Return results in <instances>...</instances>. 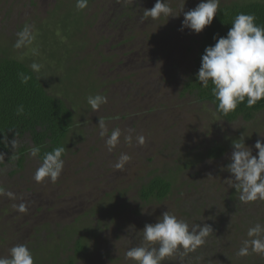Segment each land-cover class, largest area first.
<instances>
[{
  "label": "rangeland",
  "instance_id": "1",
  "mask_svg": "<svg viewBox=\"0 0 264 264\" xmlns=\"http://www.w3.org/2000/svg\"><path fill=\"white\" fill-rule=\"evenodd\" d=\"M256 1L264 2L219 0V7ZM155 2L88 0L77 10L76 0H0V57L39 64L36 73L67 102L75 122L54 183L34 180L38 155L29 152L22 169L0 157V257L26 244L34 264H132L125 260L127 249L141 243L145 224L168 210L190 227L209 224L217 238L208 242L213 257L208 250L193 262L194 251L181 250L163 264H174L178 255L191 257L178 264H264V253L251 246L247 255L236 254L248 229L264 225V201L241 203L225 181L233 140L245 138L256 155L264 111L229 122L211 103L185 92L204 30L179 31L181 7L186 12L201 0H167L179 17L141 22L143 10ZM25 24L34 26V39L17 49ZM95 95L107 103L93 111L87 98ZM99 119L108 129L103 138ZM116 128L119 142L109 152L105 140ZM217 146L227 148L221 158L209 154ZM121 154L131 159L117 170ZM156 177L172 182V193L162 201L144 200L143 186ZM238 223L243 231L232 229ZM206 244L207 237L196 250Z\"/></svg>",
  "mask_w": 264,
  "mask_h": 264
},
{
  "label": "clouds",
  "instance_id": "2",
  "mask_svg": "<svg viewBox=\"0 0 264 264\" xmlns=\"http://www.w3.org/2000/svg\"><path fill=\"white\" fill-rule=\"evenodd\" d=\"M186 2V0H185ZM88 0H76L77 10L87 7ZM185 5V4H184ZM181 7L183 20L178 29L183 32L185 29L190 33L199 34L207 26L213 23L218 13L219 0H201L194 9L184 11ZM181 14H174L173 9L167 0H156L151 9H144L141 22L151 17L153 20L161 16L179 17ZM33 25L25 24L17 33V41L14 45L19 49L22 46L31 44L34 36ZM215 43L207 46L201 57V64L196 73L197 81L203 87L212 84V94L217 102V111L228 115L236 110L241 103L253 107L257 102L264 100V27L256 23V17L251 14H238L226 36H214ZM34 72L40 71V65L31 64ZM21 82L27 83L29 76L19 74ZM88 104L93 111L98 110L102 104L107 103V97L103 95L89 96ZM23 105L17 109V114H23ZM99 135L103 138L107 135L108 129L103 120L99 119ZM121 131L113 129L110 136H107L105 144L111 152L118 144ZM254 148L257 151L253 155L252 147L246 146L245 138L232 141V152L230 162L226 170L231 176L225 181L229 182L231 188L239 193V201L247 204L254 201H264V136L259 134ZM129 142L132 137H125ZM137 142L143 145L145 138L137 137ZM40 153L39 147H32L30 154L36 157ZM64 146H58L43 155L42 163L37 168L34 180L40 182L45 178L56 182L64 168L63 155ZM131 159L127 154H121L114 164L117 170H122L125 164ZM20 211L24 206L20 205ZM146 210L142 209V214ZM213 232V228L205 223L194 224L191 227L176 215L168 210L164 211L157 218L155 223L145 224L139 231L142 234L141 243L130 247L125 252V260L132 261V264H163L177 252L183 255L195 251L198 246L205 242V238ZM248 239L242 242V246L236 253L237 256L248 254L249 246L258 253H264V225L257 223L250 227L247 232ZM0 264H34L31 250L26 244H17L9 249L7 257H0Z\"/></svg>",
  "mask_w": 264,
  "mask_h": 264
},
{
  "label": "trees",
  "instance_id": "3",
  "mask_svg": "<svg viewBox=\"0 0 264 264\" xmlns=\"http://www.w3.org/2000/svg\"><path fill=\"white\" fill-rule=\"evenodd\" d=\"M240 13L254 15L256 23L264 27V2H245L220 6L213 23L203 31L194 66L185 85V92L194 95L201 102L211 103L216 111L217 102H215V97L212 94L211 82H209L208 87H203L197 81L196 73L200 68L201 57L205 48L215 43L213 37L226 36L234 18ZM20 73L30 77L27 83L21 82ZM21 105H23L24 112L18 115L17 109ZM261 111H264V100L257 102L251 108L247 106L245 100L228 115L217 112L223 119L233 122L241 117L248 121L252 120L255 114ZM74 126V113L67 102L63 98L52 95L38 74L28 64L19 59L0 57V157L7 164L18 165L22 169L32 147L40 148L38 157L41 161L44 153L50 152L58 146H64L66 153V140ZM226 151L225 146H217L212 148L209 154L213 158H221ZM172 190V182L163 177H156L143 186L141 196L144 200L155 198L162 201L168 198ZM244 223H238L232 229L236 232L243 231ZM216 236V233H210L207 236L205 247L194 251L196 258L193 262L200 260L199 256H204L208 250L209 253L206 254L208 257L212 256L210 253L212 246L208 245V242H211L213 238L216 239ZM236 238L239 240L240 237L237 236ZM240 244L242 243L238 242V248ZM224 256L227 257L228 255L224 254ZM176 257L174 264L184 263L186 258L191 259V257L181 255ZM180 257L182 259L178 260ZM260 261L264 263V258Z\"/></svg>",
  "mask_w": 264,
  "mask_h": 264
}]
</instances>
